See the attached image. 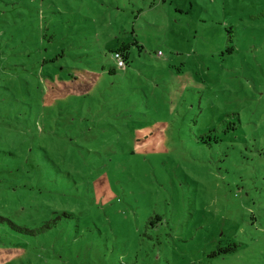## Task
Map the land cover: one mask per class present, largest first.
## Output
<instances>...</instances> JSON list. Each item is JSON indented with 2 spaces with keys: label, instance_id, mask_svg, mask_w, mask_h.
Instances as JSON below:
<instances>
[{
  "label": "rangeland",
  "instance_id": "1",
  "mask_svg": "<svg viewBox=\"0 0 264 264\" xmlns=\"http://www.w3.org/2000/svg\"><path fill=\"white\" fill-rule=\"evenodd\" d=\"M0 264H264V0H0Z\"/></svg>",
  "mask_w": 264,
  "mask_h": 264
},
{
  "label": "trees",
  "instance_id": "2",
  "mask_svg": "<svg viewBox=\"0 0 264 264\" xmlns=\"http://www.w3.org/2000/svg\"><path fill=\"white\" fill-rule=\"evenodd\" d=\"M128 48H129V46L127 45V43H125V44H122L121 46H119L118 48H115V49H111V55H112V57H113V53L115 52V51H118V52H120L121 54H122V56H123V58H124V60H125V62H126V66H125V68L127 69V66H128V64L130 63V59H129V50H128ZM157 54V53H156ZM117 68V67H116ZM122 69L121 71H124V70H126V69ZM118 70H119V68H117ZM114 70L115 69H109L108 70V72H110V73H113L114 72ZM73 78V77H72ZM77 78V77H76Z\"/></svg>",
  "mask_w": 264,
  "mask_h": 264
},
{
  "label": "built area",
  "instance_id": "3",
  "mask_svg": "<svg viewBox=\"0 0 264 264\" xmlns=\"http://www.w3.org/2000/svg\"><path fill=\"white\" fill-rule=\"evenodd\" d=\"M157 55H162V52L159 50L157 51ZM113 58L116 60V67L119 69H124L126 66V62L122 56V54L118 51L113 53Z\"/></svg>",
  "mask_w": 264,
  "mask_h": 264
},
{
  "label": "crops",
  "instance_id": "4",
  "mask_svg": "<svg viewBox=\"0 0 264 264\" xmlns=\"http://www.w3.org/2000/svg\"><path fill=\"white\" fill-rule=\"evenodd\" d=\"M156 55H157V54H156ZM162 55H163V53H162ZM157 56H158V55H157ZM159 56H161V55H159ZM159 56H158V57H159Z\"/></svg>",
  "mask_w": 264,
  "mask_h": 264
}]
</instances>
